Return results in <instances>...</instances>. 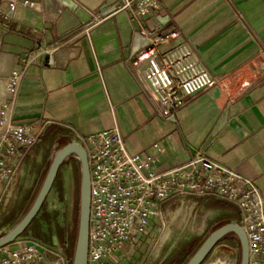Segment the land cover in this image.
Here are the masks:
<instances>
[{
    "label": "crops",
    "instance_id": "0c3cea01",
    "mask_svg": "<svg viewBox=\"0 0 264 264\" xmlns=\"http://www.w3.org/2000/svg\"><path fill=\"white\" fill-rule=\"evenodd\" d=\"M32 1L36 10L20 11L8 28L0 19V106L6 80L23 71L14 123L42 128L38 142L65 140L64 145L116 125L130 153L160 145L159 171L203 150L253 179L264 198V0H158L159 9L143 26L180 32L218 80L168 118L158 114L140 70L129 63L140 46L138 25L115 12L120 0H70L90 16L86 24L61 0ZM214 200L194 204L223 213L218 226L239 222L234 205L218 207ZM148 242L128 249L127 258H141ZM216 248L214 264H235L233 257L222 262L228 251ZM124 262L110 258L106 264Z\"/></svg>",
    "mask_w": 264,
    "mask_h": 264
},
{
    "label": "built area",
    "instance_id": "2783aa9c",
    "mask_svg": "<svg viewBox=\"0 0 264 264\" xmlns=\"http://www.w3.org/2000/svg\"><path fill=\"white\" fill-rule=\"evenodd\" d=\"M32 0H0V19L8 28L19 12L36 10ZM158 0H120L115 12H125L138 25L139 49L129 58L140 70L144 87L160 116L171 117L196 94L218 85L191 43L180 32L162 34L143 26L159 9ZM23 71L5 82L0 106V208L14 192L23 160L39 141L42 128L12 120ZM89 168L90 213L86 264L125 260L128 249L152 241L170 204L186 206L212 198L234 205L248 243V264H264V198L253 179L227 168L198 150L181 166L158 170L160 145L146 154L130 153L118 128L103 129L79 143ZM0 264H72L60 247L18 238L0 248Z\"/></svg>",
    "mask_w": 264,
    "mask_h": 264
},
{
    "label": "rangeland",
    "instance_id": "374dc122",
    "mask_svg": "<svg viewBox=\"0 0 264 264\" xmlns=\"http://www.w3.org/2000/svg\"><path fill=\"white\" fill-rule=\"evenodd\" d=\"M64 143L65 140L61 142L52 140L50 143L44 140L37 142L29 151L14 192L5 205L0 208V237L9 232L28 212L42 185L52 158ZM80 180L79 160L75 155H70L59 169L55 185L43 204V211L20 238L47 246L56 244L62 250V245L55 233L59 229L63 230L64 238L67 240L69 234L78 229ZM184 208L178 202L170 204L168 216L163 219V227L158 228L154 239L145 245L141 258H126L124 263L170 264L187 244L196 240L195 246L198 248L224 218L223 213L200 210L196 204H189L187 211ZM184 212L186 213L184 214ZM43 213L48 214L51 219L53 235L51 241H48L49 243L39 242L34 237L35 233L45 234L47 227ZM11 214L15 219L11 223H6V219ZM237 242V238L232 233L220 241L221 244L227 246L225 249L228 251V253H224L226 256H222V262L225 260L228 262L227 259L233 257L235 264H239L240 246ZM66 244L65 241V246ZM216 249L218 251L225 250L220 246ZM232 249H236L235 253H232ZM193 253L187 255L182 264H185ZM211 253L202 264H214L216 255H211Z\"/></svg>",
    "mask_w": 264,
    "mask_h": 264
},
{
    "label": "water",
    "instance_id": "95a60500",
    "mask_svg": "<svg viewBox=\"0 0 264 264\" xmlns=\"http://www.w3.org/2000/svg\"><path fill=\"white\" fill-rule=\"evenodd\" d=\"M61 1L74 11L83 24L88 23L90 16L78 8L76 4L70 0ZM70 155H75L78 158L81 171L78 229L72 264H86L90 213L89 168L86 152L77 142H69L55 153L33 204L24 217L9 232L0 237V248L11 245L24 234L40 212L48 194L53 188L61 165ZM230 233L234 234L239 241V264H248L249 250L247 238L244 230L238 223H227L212 231L185 264H202L215 246Z\"/></svg>",
    "mask_w": 264,
    "mask_h": 264
},
{
    "label": "trees",
    "instance_id": "16d2710c",
    "mask_svg": "<svg viewBox=\"0 0 264 264\" xmlns=\"http://www.w3.org/2000/svg\"><path fill=\"white\" fill-rule=\"evenodd\" d=\"M57 179V178H56ZM56 182V180H55ZM54 182V185H55ZM53 185V187H54ZM215 205L218 207H224L225 205H227V202L222 201V200H214ZM43 211V206L40 210V212L38 213V215L36 216V218L31 222V224L29 225V227L27 228V230L30 228V226L32 225V223L37 219V217L39 216V214ZM45 220V225H46V231L45 234H34V237L40 242H48L51 241V236L53 235V231L51 228V219L48 217V214L46 215V213L42 214ZM15 219L14 215H10V217H8L6 219V223H11L13 222V220ZM224 225V223H221L220 226ZM218 226V228L220 227ZM27 230L24 232L26 233ZM77 230H75L74 232L70 233L69 236L67 237V240H65L64 238V231L59 229L56 231L55 235L59 241V243L62 245V251L63 253L70 259H72L73 254H74V249H75V244H76V238H77V234H76ZM65 241L67 242L66 246H65ZM49 243V242H48ZM196 244V240L193 241L190 244H187L182 251L178 254V256L170 263V264H182L184 258L189 255L192 254L196 249L197 246H195ZM195 246V247H194ZM199 247V246H198Z\"/></svg>",
    "mask_w": 264,
    "mask_h": 264
},
{
    "label": "flooded vegetation",
    "instance_id": "af4514ba",
    "mask_svg": "<svg viewBox=\"0 0 264 264\" xmlns=\"http://www.w3.org/2000/svg\"><path fill=\"white\" fill-rule=\"evenodd\" d=\"M58 173H59V172H58ZM57 177H58V174H57ZM57 177H56V178H57ZM55 180H56V179H55Z\"/></svg>",
    "mask_w": 264,
    "mask_h": 264
},
{
    "label": "bare ground",
    "instance_id": "6f19581e",
    "mask_svg": "<svg viewBox=\"0 0 264 264\" xmlns=\"http://www.w3.org/2000/svg\"><path fill=\"white\" fill-rule=\"evenodd\" d=\"M226 261V260H225ZM228 263V262H227Z\"/></svg>",
    "mask_w": 264,
    "mask_h": 264
}]
</instances>
